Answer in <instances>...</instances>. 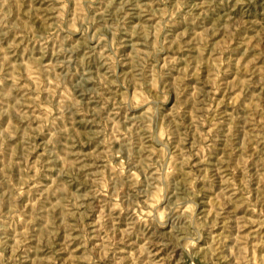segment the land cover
I'll use <instances>...</instances> for the list:
<instances>
[{
  "label": "rangeland",
  "instance_id": "obj_1",
  "mask_svg": "<svg viewBox=\"0 0 264 264\" xmlns=\"http://www.w3.org/2000/svg\"><path fill=\"white\" fill-rule=\"evenodd\" d=\"M0 264H264V0H0Z\"/></svg>",
  "mask_w": 264,
  "mask_h": 264
}]
</instances>
